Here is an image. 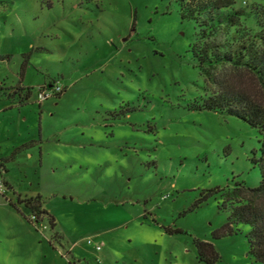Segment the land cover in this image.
Masks as SVG:
<instances>
[{
	"label": "rangeland",
	"instance_id": "374dc122",
	"mask_svg": "<svg viewBox=\"0 0 264 264\" xmlns=\"http://www.w3.org/2000/svg\"><path fill=\"white\" fill-rule=\"evenodd\" d=\"M239 26L256 29L250 16ZM193 41L176 0H0V158L20 148L0 172V264H204L194 240L213 246L214 264H259L247 225L212 237L227 217L218 196L193 206L214 187L256 186L260 139L235 117L190 110L210 89ZM53 83L61 94L39 101ZM16 196H39L52 222L28 221Z\"/></svg>",
	"mask_w": 264,
	"mask_h": 264
},
{
	"label": "trees",
	"instance_id": "16d2710c",
	"mask_svg": "<svg viewBox=\"0 0 264 264\" xmlns=\"http://www.w3.org/2000/svg\"><path fill=\"white\" fill-rule=\"evenodd\" d=\"M176 2L179 18L193 24L194 41L188 48L193 66L210 86L206 95L190 103V110L213 111L235 117L260 135L258 155L250 158L258 169V184L249 187L241 181H233L230 185L205 190L193 206L218 196L220 202L217 208L226 211L227 217L212 237L231 234L238 224L247 225L248 230L243 234L247 253L256 263L264 264V0L262 5L249 11L235 8L233 0ZM247 16L255 20L256 29L253 32L240 29V19ZM25 65L23 60L18 73L19 83L22 82ZM245 77L253 82V90L244 86ZM48 86L45 84L38 92ZM31 93L32 89H24L18 105L25 104L23 99ZM19 149L12 151L9 157L0 158V172L5 170L3 164ZM4 186L8 185L4 183ZM16 200L29 211L28 221L37 223L46 216L52 222V217L41 207L39 196L21 199L16 196ZM193 245L199 262L214 264L217 254L210 243L194 240Z\"/></svg>",
	"mask_w": 264,
	"mask_h": 264
},
{
	"label": "built area",
	"instance_id": "2783aa9c",
	"mask_svg": "<svg viewBox=\"0 0 264 264\" xmlns=\"http://www.w3.org/2000/svg\"><path fill=\"white\" fill-rule=\"evenodd\" d=\"M61 87H59L56 83H53L49 85L47 88L42 89L39 91L37 98L39 101H42L46 98H49L51 96H55L56 94L61 92ZM1 183H0V188H1ZM87 243H90V240H87ZM99 246H95V250H98ZM73 264H77L76 262H73Z\"/></svg>",
	"mask_w": 264,
	"mask_h": 264
}]
</instances>
